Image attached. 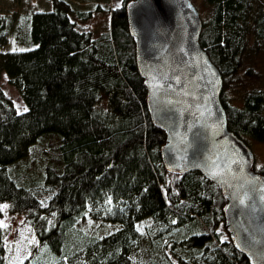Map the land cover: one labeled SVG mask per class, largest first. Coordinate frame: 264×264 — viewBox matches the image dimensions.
I'll use <instances>...</instances> for the list:
<instances>
[{"label": "trees", "instance_id": "1", "mask_svg": "<svg viewBox=\"0 0 264 264\" xmlns=\"http://www.w3.org/2000/svg\"><path fill=\"white\" fill-rule=\"evenodd\" d=\"M91 1L0 14V48L10 37L28 47L0 51L28 107L20 112L0 86V264H8L6 204L39 240L20 264H141L147 242L150 264H253L227 229L219 185L201 171L166 168L167 133L153 122L130 29L133 0ZM205 1L201 44L223 74L229 128L248 144L264 142V86L242 106L227 96L263 79L253 67L242 72L249 52L264 55V1ZM88 219L103 227L82 228Z\"/></svg>", "mask_w": 264, "mask_h": 264}, {"label": "water", "instance_id": "2", "mask_svg": "<svg viewBox=\"0 0 264 264\" xmlns=\"http://www.w3.org/2000/svg\"><path fill=\"white\" fill-rule=\"evenodd\" d=\"M127 10L150 113L167 133L166 168L201 171L218 184L236 246L264 264V174L252 147L229 128L224 77L201 44L200 9L194 0H133Z\"/></svg>", "mask_w": 264, "mask_h": 264}, {"label": "rangeland", "instance_id": "3", "mask_svg": "<svg viewBox=\"0 0 264 264\" xmlns=\"http://www.w3.org/2000/svg\"><path fill=\"white\" fill-rule=\"evenodd\" d=\"M124 0H112L111 5L117 7L123 4ZM264 1V0H263ZM95 0L91 1L94 3ZM200 9L203 18H206L211 13V8L205 0H194ZM54 9L53 0H0V14L22 16L32 14L37 11H50ZM28 49L21 44L15 37H10L6 46L0 48V51H13ZM253 67L263 75L261 81L247 80L246 83H237L227 91L229 101L236 106L244 104V98L247 92L264 86V55L258 54L256 51L247 54L246 66L242 72L245 77L248 68ZM0 86H2L10 97L15 101L16 106L20 112L27 111V104L20 93V91L11 83L9 74L0 68ZM249 145L252 147L256 156L255 170L260 172L264 169V142L251 139ZM38 160V158H37ZM36 160V161H37ZM2 222L7 232L8 243V264H20L24 259L31 255L35 247L39 245V240L35 233V229L30 225L27 219L20 214H14L10 210L8 204L3 206ZM151 223L150 219L144 220L141 223L142 230H146L147 225ZM112 225L114 230L119 227V224L108 222ZM82 228L92 231L96 228H102L103 225L99 221L92 219L85 220L81 224ZM113 230V231H114ZM150 244L144 246L140 254L137 255L136 260L141 264H150L151 256L149 254Z\"/></svg>", "mask_w": 264, "mask_h": 264}]
</instances>
